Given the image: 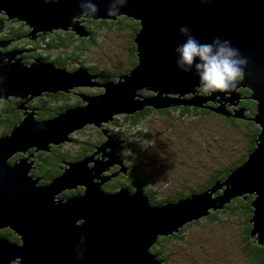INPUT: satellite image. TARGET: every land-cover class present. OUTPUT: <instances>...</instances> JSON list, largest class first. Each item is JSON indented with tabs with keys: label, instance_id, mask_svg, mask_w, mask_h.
I'll use <instances>...</instances> for the list:
<instances>
[{
	"label": "water",
	"instance_id": "95a60500",
	"mask_svg": "<svg viewBox=\"0 0 264 264\" xmlns=\"http://www.w3.org/2000/svg\"><path fill=\"white\" fill-rule=\"evenodd\" d=\"M95 2L100 11L94 17L109 18L108 0ZM80 11V0H0V14L19 22L24 32L18 39H29L31 30L65 29L82 34L66 18L81 17ZM120 12L135 22L128 36V69L112 80L85 83L84 68L75 71L71 63H67L68 75L63 67L39 59L0 63L1 98L98 88L95 97H76L79 107L58 106L57 115L43 119H34L33 110L26 111L29 107L24 101L16 105L26 114L9 133L0 136V228L7 227V233L15 235L14 241L0 236V264H159L162 259L147 250L157 234L177 230L209 208L222 207L232 196L245 192L254 194L250 236L257 231L253 241L264 239V0H128ZM181 26H187L201 43H211L215 37L230 40L249 59L247 75L236 89L246 90L244 99H249L247 122H252L255 134L250 137L252 150L241 154L239 163L223 179L198 192H179L180 197L174 200L150 204L139 187L104 191L98 182L125 171L122 160L113 155L117 140L103 124L113 114L140 107L201 105L203 101L212 102V113L241 115L243 111H226L228 100L236 103L240 98L235 90L220 97L217 93L207 98L188 96L191 92H186V85L193 92L199 80L195 71L185 73L176 65L175 49L185 40L179 32ZM13 53H1L0 57ZM128 88L149 90L150 97L134 100L128 96L129 102L123 99ZM160 93H169V98ZM85 123L98 125L105 141L80 160L60 159L67 166L58 164L64 166L62 172L46 183L36 184L41 176L27 174L29 167H34L30 165L34 159L27 157L31 153L12 163L5 160L13 151H24L30 145L34 150H48L50 144L71 140L67 134ZM107 146L110 152L105 150ZM89 160L92 166L87 165ZM113 162L120 164L116 172L100 173ZM62 187H78V192L53 198V190ZM205 197L208 199L203 200ZM78 249L83 250L82 259L77 256Z\"/></svg>",
	"mask_w": 264,
	"mask_h": 264
},
{
	"label": "trees",
	"instance_id": "16d2710c",
	"mask_svg": "<svg viewBox=\"0 0 264 264\" xmlns=\"http://www.w3.org/2000/svg\"><path fill=\"white\" fill-rule=\"evenodd\" d=\"M119 18L123 20L118 24H113V22H116ZM80 19L81 24L88 29L87 36L83 34L78 35L65 29L41 30L36 33L37 35L34 38L31 37V35L29 39H21L20 41H16V43L20 47L27 48L29 51L24 54L31 56V58L39 56L47 62L62 66L66 71L68 69L67 63H71L73 70L75 67H81L79 66V64H81L89 68L92 73H100L101 80H112L111 77L119 76L118 74L121 72L123 74L128 69L129 63L127 67L119 69L113 67L110 68V72H105L99 69L100 66L98 67L97 64L88 60L91 54V52H88L92 47L96 46L99 39L107 37L106 31L110 30L113 33L126 35L121 41L125 45L124 50L126 51L129 62L131 44L128 36L135 19L121 15L119 17L109 18L81 17ZM19 33L24 34L19 22L0 14V39H6L9 36ZM90 90L91 88L40 91V93L34 95L33 100H31V103L35 102L38 107L35 116L46 117L54 115L58 113V106L66 107L69 103L78 102L76 97H80V94H83L84 91L89 92ZM238 90L240 94L245 97L246 90ZM17 103V96L0 97V124L2 127L6 125L4 129H0V135L9 133L13 125L22 120L23 116L21 110L16 107ZM237 103L226 107V111L235 112L236 108H243L241 115L224 114L218 111L217 113H212V102L210 101H203L201 105L154 109L140 107L134 109V111L113 114L110 119L103 121V124L107 132L111 131L114 135L116 134L118 136L120 144L116 148V154L120 158H123V166H126L127 169L125 172L122 170L116 172L114 176L102 184V187L109 192L110 189L116 190L118 185H123L129 190L131 188V191L139 187L144 193H148L147 196L150 198V203H159L168 199L179 198V192L186 194L198 192L204 185L211 184L213 180L223 179L229 170L239 163L240 155L252 150L250 137H255L252 122H247L249 99L243 98L238 100ZM43 108L47 110L48 113L45 112ZM209 118H211V120L222 119L226 131L231 130L238 132L245 141L246 151L238 154L235 158H231L226 164H219L215 168L210 167V174L206 175V179L199 186L184 185L183 191L173 190L169 192L168 195L156 196L152 189L153 187L148 183L149 171L155 160H152L147 152H143V146L149 141L155 140L157 138L155 134L159 131L156 130L155 126H150L148 128L147 126L154 122L155 124L165 123V127H168V131L174 132L180 125H185L188 130L193 133V137H196L198 131L203 132L204 136L200 143H204V145L201 146L200 144V148L205 149L204 147L210 143V141L217 139L215 136L217 134L206 126V120ZM197 122L199 123L198 125ZM67 136L72 142L64 140V143L59 142L57 144H50L48 150L38 151L43 159L39 158L36 167L31 168L30 172L34 175L40 174L46 176L41 177L39 182H46L48 181L47 176L61 172V168L57 166L62 162L60 159L63 161L69 158L80 160L89 152L92 153L96 149L94 146L100 145L106 139V135L102 133L101 128L94 123H85L81 127L74 128ZM134 141L138 143V150L142 152L135 161L131 159L132 154L128 149ZM72 143H74L77 148L71 150L69 146H71ZM17 155L18 154L13 155L9 161H13ZM183 157H187L189 160L192 157V153H188ZM149 159L151 161H149ZM188 160H184V162L187 164ZM113 166L118 170L120 164L114 162ZM181 184L183 183L181 182ZM216 191H219V189ZM77 192L78 187H72L71 189L62 191L61 194L67 195ZM253 198V193L245 192L242 195H234L229 198L228 201L224 202L222 207L209 208L207 213L184 222L177 227V230H172L167 234H157L154 238V242L148 246L147 250L150 253L156 254L158 259H162L160 264H166V261L169 259L168 254L163 251V246L166 242L181 240L185 234L184 231L200 223L202 219L211 224H226L228 221L233 223L242 218L241 251L253 264H264V239L261 244L253 241V238L250 236L252 220L249 221V219L253 215L252 210L254 208L250 202ZM0 235L10 240H15V235L7 233V227L0 228ZM10 264H12V262H10Z\"/></svg>",
	"mask_w": 264,
	"mask_h": 264
},
{
	"label": "rangeland",
	"instance_id": "374dc122",
	"mask_svg": "<svg viewBox=\"0 0 264 264\" xmlns=\"http://www.w3.org/2000/svg\"><path fill=\"white\" fill-rule=\"evenodd\" d=\"M66 18L70 20L71 23H78L80 17H75L76 19H73L74 17L68 16ZM122 20V18H119V20L117 19L113 24H118ZM38 31L41 30H34V32ZM106 34L107 37L99 39L96 46L89 50L88 53L91 52V54L88 59L98 64L105 72H110V68L113 67L116 69L127 67L129 62L126 51L124 50L125 45L121 41L126 35L113 33L110 30L106 31ZM16 58H18V56H16ZM75 69H77V67ZM187 86L188 85H186V92H191L190 94L188 93V96L201 97L198 88L195 87L192 92L189 86ZM134 89L136 88H128V95L123 96V99L129 101V97H133L134 100L140 99L142 96L150 97L149 90L143 89H136L137 95H132ZM235 91H237V89H235ZM93 92L98 94V88H93ZM229 93L228 95H231V93ZM7 95L17 96L18 101H24V103L31 96H29V94L23 95V97L13 94ZM160 95L164 98H169V93H160ZM220 95L224 96V93H217V97H220ZM27 96L29 97L25 99ZM174 97H181V94L174 93ZM205 97L207 98L209 96ZM235 101L228 100L226 107L233 104L235 105L237 103H235ZM217 106L225 108L220 105ZM235 110L238 111L239 108ZM206 123V126L217 134L215 135L217 139L210 141V143L204 147L205 149L200 148L204 145V143H200L204 136L203 132L198 131L196 137H193V133L189 131L185 125H180L174 132H169L168 127H165V123L155 124L154 122L147 126V128L155 126L156 130L159 131L155 134L157 137L155 140H151L143 146V152H147L152 160H155L149 171L148 182L153 187L152 189L155 190V194L164 195L173 190L183 191L184 185L199 186L206 179V175L210 174V167L215 168L219 164H226L231 158H235L238 154L244 152L246 148L244 139L241 138V135L236 131H226L222 119L211 120V118H209L206 120ZM198 124L197 122V125ZM5 127L6 125L2 127L0 124V129H4ZM48 143H50V141ZM35 148V146L30 145L27 146L26 150L28 153L35 154L37 150H40V148L34 150ZM69 148L72 149L73 147L69 146ZM106 148H108V150H106L107 152L111 151L110 146ZM128 149L132 154L131 159L134 161L142 154V152L138 150V143L136 141H134ZM24 151L15 150L10 153L7 158L13 154L26 157L28 153L25 154ZM188 153H192V157L189 160L187 157H183ZM94 154L96 155V153ZM113 155L116 156L114 150ZM27 157L30 156L28 155ZM95 157L96 156H94V158ZM7 158H5V160H7ZM184 160H188V163L186 164ZM149 161L151 160L149 159ZM89 162L92 166L93 161H87V163ZM112 165H108L107 170L100 171V173L106 175L114 171L116 172L117 170H109ZM107 180L106 178L101 180L98 182V185L101 186V184L105 183ZM93 181H96L95 177H93ZM97 181H99V178H97ZM181 182L183 184H181ZM95 183L96 182H94V187L96 189ZM62 188L63 189L59 188L53 190V196H59L60 192L69 187ZM219 191H221V189H219ZM147 194L148 193H146L145 196H147ZM210 195L214 197L215 191ZM207 199L208 198L203 200ZM228 222L226 224H211L202 219L200 223L186 229L181 240L166 242L163 246V251L166 252L169 257L166 264H253L241 251L242 218L238 219L237 222ZM0 236L4 237L3 235ZM256 236L257 231H254L251 237L254 240ZM161 261L162 260H160V262Z\"/></svg>",
	"mask_w": 264,
	"mask_h": 264
},
{
	"label": "clouds",
	"instance_id": "9594fccd",
	"mask_svg": "<svg viewBox=\"0 0 264 264\" xmlns=\"http://www.w3.org/2000/svg\"><path fill=\"white\" fill-rule=\"evenodd\" d=\"M45 2H58V0H45ZM127 3L128 0H108L107 16L119 17L120 9ZM80 9L81 17H94L100 11L95 0H80ZM179 32L185 40L175 49L176 65L185 73L195 71L199 80L200 95L212 96L215 93H229L245 79L247 75L245 69L249 64V59L244 57L238 48L232 46L230 40L215 37L211 43H201L191 34L187 26H181ZM0 63H8L7 57H0ZM83 243L84 238L82 237L81 245ZM77 256L80 259L83 258L82 249L77 250Z\"/></svg>",
	"mask_w": 264,
	"mask_h": 264
},
{
	"label": "flooded vegetation",
	"instance_id": "af4514ba",
	"mask_svg": "<svg viewBox=\"0 0 264 264\" xmlns=\"http://www.w3.org/2000/svg\"><path fill=\"white\" fill-rule=\"evenodd\" d=\"M81 18V17H80ZM79 18V20H78V23L76 24V22H72L73 23V26H75L76 28H78V29H80L81 30V32H83L82 34L83 35H85V36H87L88 35V29L86 28V27H84L82 24H81V19ZM76 24V25H75ZM37 32H33V31H29V36H31V37H35L37 34H36ZM19 34H21V33H19ZM21 39H18V34H15V35H12V36H9V37H7L6 39H0V54L1 53H8V52H14L13 53V55L12 56H7V58H8V60H13L12 61V63H14V62H16V60L18 61V64H24V60H28V59H30V60H43V61H46L45 59H43V58H41V57H39V56H34V57H32L31 58V56H29V55H26V54H24L25 52H28L29 50L27 49V48H24V47H20V46H18L17 45V43H16V41H20ZM16 56H18V58H16ZM24 56H28V57H24ZM11 57V58H10ZM89 60V59H88ZM91 61V60H90ZM47 62V61H46ZM92 63H94V62H92ZM55 66H57V67H62V66H60V65H58V64H56V63H53ZM94 64H96V63H94ZM79 66H81L82 68H84V70H85V83H95L96 84V82H103V81H105V79H103V80H101L100 79V73L99 74H96V73H92L91 72V70H89V68H87L86 66H83V65H81V64H79ZM97 66L99 67V65L97 64ZM76 68V67H75ZM99 69L100 70H102L101 69V67H99ZM68 70V69H67ZM120 74H122V72L120 73ZM120 74H118V75H120ZM99 78V79H98ZM106 80H109V79H106ZM101 84V83H100ZM198 91H199V89H198ZM237 93H240L239 92V90L237 89V91H236ZM95 94L96 93H94L93 92V88H91V90L88 92V91H84L83 92V94H80V97H95ZM33 96L34 95H32V96H30V98H28V100L25 102V104L29 107V108H25L26 109V111H31V110H33V113H32V117L34 118V119H43V118H46V117H50V116H54V115H57L58 113H55L54 115H49V116H46V117H36L35 116V112H36V110H37V105L35 104V102H32L31 103V100H33ZM241 96H243V97H241ZM240 99H238V100H241V99H243L244 98V95H242V94H240ZM232 101V100H231ZM18 103H19V101H18ZM17 103V104H18ZM237 105H238V103H237ZM68 107H75V106H77V107H79L80 106V104H79V102H72V103H69L68 105H67ZM65 107V108H68V107ZM17 108H19L20 110H21V113H22V116H24L25 114H26V112H25V114H23V112L22 111H24V109L23 108H20V107H17ZM41 108V107H40ZM43 110H45L44 108H43ZM5 112V111H4ZM45 112H47L48 113V111L47 110H45ZM108 133H112L111 131H108ZM2 135H4V133L2 134ZM116 135V134H115ZM114 135V138L117 140V143L115 144V146H114V148H113V150H114V154L118 157V158H120L117 154H116V148L119 146V144H120V140H119V138H118V136L116 135L115 136ZM1 136V135H0ZM70 139V138H69ZM72 142V140H68V142ZM62 142H64V141H62ZM71 147H73L71 150H73V149H75V148H77L76 147V145L74 144V143H72V145H71ZM105 150H108V148H106ZM38 151H43V150H37L36 151V153L35 154H33V153H31L32 154V156L31 155H29L30 157H28L29 159H34V160H32V165H34V167H36V165H37V160L40 158V159H43L42 158V156H41V154H39L38 153ZM244 151H246V148H245V150ZM25 154H27L28 153V151L27 150H25V152H24ZM90 153L91 152H89L88 154L90 155ZM88 154L86 155V156H88ZM98 154H101V153H98ZM14 155V154H13ZM13 155H11L10 157H8L7 158V162H9V163H12V162H14L15 160H17V159H19V155H17V157L15 158V159H13V161H9V159L13 156ZM95 155V154H94ZM96 155H97V153H96ZM101 155H98V157H100ZM76 159V158H75ZM74 158H69V159H66V160H64V161H73V160H75ZM121 160L123 159V158H120ZM122 164H123V160H122ZM59 165H64L65 167L67 166V164L64 162H61ZM87 165L88 166H91V163L89 162V163H87ZM64 166H60V168H61V172H62V169H63V167ZM125 167V170L127 169V167L126 166H124ZM31 168H33V167H29V169H28V171H27V174H31V177L32 178H34V177H37V176H41V177H46V176H44V175H34L33 173H31L30 172V169ZM109 170H111V171H114V170H116L115 169V167L112 165L110 168H109ZM61 172H59V173H61ZM125 172V171H124ZM59 173H57V174H53V175H49V176H47V180L49 181L50 179L49 178H52V177H54V176H56V175H58ZM114 176V175H113ZM41 177H39V178H37V181H36V184H42V183H46V182H48V181H46V182H39V180H40V178ZM112 177V176H111ZM110 177V178H111ZM109 180V179H108ZM219 180H221V179H219ZM214 181V180H213ZM212 181V182H213ZM106 182V181H105ZM119 187H125V186H123V185H118L117 187H116V190L119 188ZM69 189H71V188H69ZM101 189L102 190H104V191H107V192H109L108 190H105L103 187H102V184H101ZM128 189V188H127ZM129 190V189H128ZM105 193V192H104ZM134 193V192H133ZM142 193L145 195L146 193H144L143 191H142ZM190 193H193V192H190ZM189 193V194H190ZM70 194H73V193H70ZM70 194H67V195H70ZM154 194H155V190H154ZM169 194V192L168 193H166V194H164V195H168ZM67 195H62L61 194V192H60V195L58 196V195H54L53 197H55V198H58V197H60V198H64L65 196H67ZM148 195V194H147ZM156 196H160V195H157V194H155ZM147 197V196H146ZM149 199L150 198H147V200H148V202H149ZM170 200H174V199H168V200H165V201H170ZM165 201H163V202H165ZM163 202H159V203H163ZM150 203V202H149ZM150 204H158V203H150ZM5 237V236H4ZM10 240V239H9ZM11 241H13V240H11ZM154 254V253H153ZM157 257V256H156ZM160 260V259H159ZM10 264V263H9Z\"/></svg>",
	"mask_w": 264,
	"mask_h": 264
},
{
	"label": "bare ground",
	"instance_id": "6f19581e",
	"mask_svg": "<svg viewBox=\"0 0 264 264\" xmlns=\"http://www.w3.org/2000/svg\"><path fill=\"white\" fill-rule=\"evenodd\" d=\"M75 71H76V69H74ZM66 75H68V70H67V72H66ZM230 94V93H229ZM132 95H137V91H136V89H134V93H132ZM64 143V142H63ZM25 152V151H24ZM98 153H101V151H99ZM48 198H51V195H48ZM53 198H55V197H53ZM58 198H60V197H58ZM147 198H149L148 196H147ZM76 220H78V219H76Z\"/></svg>",
	"mask_w": 264,
	"mask_h": 264
}]
</instances>
